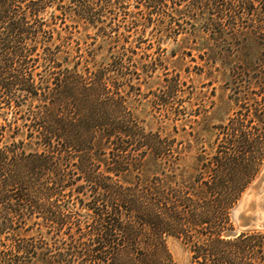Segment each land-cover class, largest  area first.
I'll return each instance as SVG.
<instances>
[{"label": "trees", "instance_id": "1", "mask_svg": "<svg viewBox=\"0 0 264 264\" xmlns=\"http://www.w3.org/2000/svg\"><path fill=\"white\" fill-rule=\"evenodd\" d=\"M128 1L0 0V264H176L169 238L190 264H264V232L225 236L264 126L226 127L229 147L186 166L145 123L158 59L121 37ZM136 1L126 32L184 36L207 63L264 49V0ZM183 84L167 77L154 104L174 108Z\"/></svg>", "mask_w": 264, "mask_h": 264}, {"label": "rangeland", "instance_id": "2", "mask_svg": "<svg viewBox=\"0 0 264 264\" xmlns=\"http://www.w3.org/2000/svg\"><path fill=\"white\" fill-rule=\"evenodd\" d=\"M125 6V11L131 17H119L121 37H130L129 41L135 46L139 61H144V54L158 59L156 69L144 76L142 81L139 98L148 103L145 123L153 132L168 137L173 148L182 152L186 166L194 165L200 155L211 158L218 148L223 151L224 147H229L225 138L226 127L235 123L264 126V49L250 47L239 50L237 56L226 54L215 62L207 63L200 58L203 52L193 50L192 42L184 41V36L178 42L172 39L159 40L152 36L151 27L146 32H126L129 20L132 16L141 17L138 13L144 7L136 0L128 1ZM105 25L108 26L107 34L113 39L117 38V33L109 27L110 20ZM105 25L99 24L97 27ZM98 30L92 28L91 36L96 38ZM4 33L0 32V37L5 38ZM101 41L102 38H99L98 44ZM190 52L192 56L188 55ZM176 73H182L184 84L176 105L169 108L170 113L163 106L154 104V93L167 77L171 78ZM263 170L264 164L250 186ZM167 244L176 264H190L191 255L181 241L169 238Z\"/></svg>", "mask_w": 264, "mask_h": 264}, {"label": "water", "instance_id": "3", "mask_svg": "<svg viewBox=\"0 0 264 264\" xmlns=\"http://www.w3.org/2000/svg\"><path fill=\"white\" fill-rule=\"evenodd\" d=\"M232 217L235 228L226 232V237L247 231L264 232V170L233 209Z\"/></svg>", "mask_w": 264, "mask_h": 264}]
</instances>
